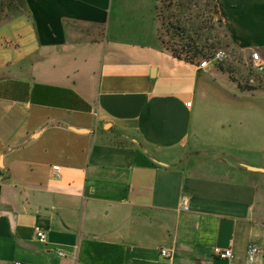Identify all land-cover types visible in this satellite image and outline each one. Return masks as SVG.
Returning <instances> with one entry per match:
<instances>
[{"label": "crops", "instance_id": "1", "mask_svg": "<svg viewBox=\"0 0 264 264\" xmlns=\"http://www.w3.org/2000/svg\"><path fill=\"white\" fill-rule=\"evenodd\" d=\"M159 1L20 0L0 26V264H264V0H214L233 53L205 68Z\"/></svg>", "mask_w": 264, "mask_h": 264}, {"label": "rangeland", "instance_id": "2", "mask_svg": "<svg viewBox=\"0 0 264 264\" xmlns=\"http://www.w3.org/2000/svg\"><path fill=\"white\" fill-rule=\"evenodd\" d=\"M179 4L184 5L183 9L185 8L186 11L181 13V10L178 9ZM16 5H20V0H0V26L4 22L13 21L19 15L20 10L14 9ZM157 7V13L165 17V21L161 22L160 27L163 31L167 28L165 26L170 20L175 25L182 27H185V22L188 21L187 29L181 30L184 37L200 38L205 45L204 51L207 49H212L214 52L223 50L227 54V59H230L229 56H232L233 49L226 45L227 33L220 17L215 13L211 0H160ZM168 43L167 46L171 47V42ZM236 65V67L240 66V64Z\"/></svg>", "mask_w": 264, "mask_h": 264}, {"label": "trees", "instance_id": "3", "mask_svg": "<svg viewBox=\"0 0 264 264\" xmlns=\"http://www.w3.org/2000/svg\"><path fill=\"white\" fill-rule=\"evenodd\" d=\"M211 1L213 2L215 13L219 16V9L216 2L214 0ZM183 7L184 5L182 6V4L178 5V9L181 10V13L182 11H186V9L185 8L183 9ZM14 9L16 11L20 10V13L23 11L19 6H15ZM156 9H158V7ZM158 17L161 22L165 21V17L163 15L158 14ZM187 23L188 21L185 22V27H182L179 25L178 26L175 25L173 21L170 20L165 26L167 27L165 31H163V29L160 28V38L164 43V45L169 50H171V52L178 58L186 59L191 62H198L205 58L211 57L214 51H212V49L211 50L207 49L206 51H204L205 45H203V42L201 41L200 38L196 39V38H192L191 36H188L189 38H187L183 36L181 30L187 29L186 28V26L188 25ZM165 38L168 40H166ZM169 41L172 44L171 47L167 46V44H169L168 43ZM231 44L232 41L228 38L226 45L228 47H232Z\"/></svg>", "mask_w": 264, "mask_h": 264}, {"label": "built area", "instance_id": "4", "mask_svg": "<svg viewBox=\"0 0 264 264\" xmlns=\"http://www.w3.org/2000/svg\"><path fill=\"white\" fill-rule=\"evenodd\" d=\"M226 58H227L226 52L223 50H218V51L214 52L211 57L205 58L202 62H200L199 67L205 68V67H208L211 63L222 62ZM251 58H252L253 67L255 69H257L258 71H263L264 65H263V61H262L260 53L256 50H253ZM188 105L190 106L191 103L188 102ZM52 170H53L54 174H56L57 176H61V173L59 172L60 171L59 165L53 166ZM188 204H189V199L187 197H184L183 198V205H184L185 209H188ZM37 236H38V239L40 242H42V243L47 242V235H46V232L44 230H41V229L38 230ZM214 252H215V255L217 257L230 260V261H232V264H238L237 262H235L236 255L231 248L222 249L220 247H216ZM161 254L165 258H172V253L168 249H163L161 251ZM263 254H264V247L252 244L249 246V249H248V260L251 262H256L259 260L260 256H262ZM18 264H20V263H18Z\"/></svg>", "mask_w": 264, "mask_h": 264}]
</instances>
